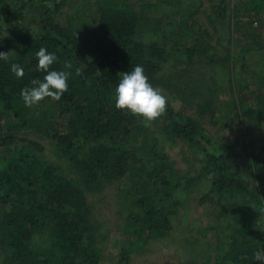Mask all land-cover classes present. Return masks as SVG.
<instances>
[{"label":"trees","instance_id":"16d2710c","mask_svg":"<svg viewBox=\"0 0 264 264\" xmlns=\"http://www.w3.org/2000/svg\"><path fill=\"white\" fill-rule=\"evenodd\" d=\"M34 1L0 0V16ZM128 1L137 0H85L71 14L45 13L40 25L47 33L42 36L18 32L0 38V52L13 51L8 61L0 60V149L9 148L0 159V264H101V251L106 249L102 230L90 228L85 198L71 175L95 187L115 180L128 182L126 224L142 247H162L170 238L188 235L185 215L177 217L175 198L187 180L176 177L171 167L170 152L179 145L187 155L205 158L197 176L198 203L212 202L219 241L214 261L201 264H261L254 253L264 241V156H253L262 173L258 189L253 190L229 169L234 146H227L222 155L209 153L210 143L201 137L194 119L167 108L144 136L141 118L115 107L119 73L141 65L154 86L169 59L154 31L126 10ZM199 3L154 2L155 15L177 19L174 47L198 39L191 7ZM41 47L58 58L50 70L70 73L69 90L59 101L46 98L28 108L20 92L46 75L36 59ZM185 50L190 58L193 49ZM14 63L24 69L22 78L11 71ZM219 65L225 67L223 79L216 70ZM211 69L215 86L224 89L231 83V68L224 59L212 63ZM254 99L256 109L264 113V93ZM255 118L253 111L252 123ZM36 119L63 122L65 134L54 139L69 162L68 175L39 160V144L5 133ZM37 239L46 243L33 244ZM127 262L128 255L121 253L119 264Z\"/></svg>","mask_w":264,"mask_h":264},{"label":"rangeland","instance_id":"374dc122","mask_svg":"<svg viewBox=\"0 0 264 264\" xmlns=\"http://www.w3.org/2000/svg\"><path fill=\"white\" fill-rule=\"evenodd\" d=\"M156 0L128 1L126 10L143 19L144 27L153 30L157 44L169 53L168 62L155 87L163 89L169 99L168 108L194 119L200 135L210 144L209 153L222 155L227 146L234 152L229 169L237 172L253 190L259 186L261 165L253 156H264V113L256 109L254 99L264 93V0H200L191 7L192 20L200 35L196 41L173 45L177 27L174 17L154 14ZM85 0H35L24 9L0 16V38L5 34L28 32L35 36L47 33L40 21L45 13L64 16L78 11ZM60 18V17H59ZM193 49L189 58L185 49ZM224 59L231 68V83L224 89L212 81V63ZM216 70L225 76V67ZM257 97V96H256ZM255 111V121L251 114ZM144 126L147 136L159 123ZM16 139L39 144L40 161L47 162L68 175L69 162L59 153L55 135H64L63 122L56 119L43 123L36 119L25 127L10 128L5 132ZM11 147V145L9 146ZM9 148L0 149V159ZM171 167L176 177H185L184 190L175 195L177 217L185 215L190 233L168 239L162 247L146 249L135 240L126 224L128 182L115 180L104 185L80 183L71 175L85 198L88 222L92 230H102L106 249L101 251V264H119L121 253L128 255L127 264H201L214 261L219 241L215 233L212 202L199 204L200 183L197 176L204 164V156L187 155L182 145L170 152ZM229 242V240H228ZM43 239L33 241L43 245ZM261 251H264V241Z\"/></svg>","mask_w":264,"mask_h":264},{"label":"clouds","instance_id":"9594fccd","mask_svg":"<svg viewBox=\"0 0 264 264\" xmlns=\"http://www.w3.org/2000/svg\"><path fill=\"white\" fill-rule=\"evenodd\" d=\"M12 52H0V60L8 61ZM36 59L38 69L46 75L43 80L33 79L31 87L21 89L20 96L28 108L38 106L46 98L59 101L69 90L70 73L50 70L58 59L54 53H49L46 48L41 47L36 52ZM65 67L68 68L70 65L65 64ZM11 71L18 79L24 76V69L18 64H12ZM76 74L81 75L79 70ZM119 77L114 94L115 107L118 110L141 118L145 127H151L156 120L166 115L169 99L163 89L150 83L143 66L136 65L130 71L119 73ZM242 259L247 260V257ZM254 260L264 264V251L257 250L254 253Z\"/></svg>","mask_w":264,"mask_h":264}]
</instances>
